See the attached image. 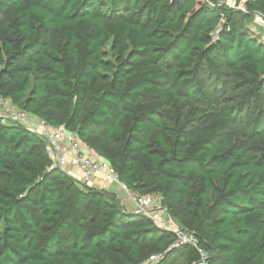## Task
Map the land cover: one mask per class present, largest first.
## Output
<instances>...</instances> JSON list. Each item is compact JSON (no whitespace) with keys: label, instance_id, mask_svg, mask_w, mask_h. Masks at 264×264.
<instances>
[{"label":"trees","instance_id":"obj_1","mask_svg":"<svg viewBox=\"0 0 264 264\" xmlns=\"http://www.w3.org/2000/svg\"><path fill=\"white\" fill-rule=\"evenodd\" d=\"M228 1L0 0V97L65 124L132 191L162 195L210 264H264V39L242 24L264 0ZM234 124L242 146L225 138ZM173 240L54 167L40 133L0 120V264L200 259Z\"/></svg>","mask_w":264,"mask_h":264},{"label":"built area","instance_id":"obj_2","mask_svg":"<svg viewBox=\"0 0 264 264\" xmlns=\"http://www.w3.org/2000/svg\"><path fill=\"white\" fill-rule=\"evenodd\" d=\"M228 4L231 5L230 2ZM0 120L3 123H22L32 131L40 133L46 141V151L54 167H59L67 172L80 185H92L101 189L110 183L119 184L125 194L121 204L127 208L132 205L139 214L148 216L159 226L173 232L174 240L170 245L171 249L194 245L200 254V259L195 264H210L209 253L199 245V237L175 222L163 204L162 195L141 194L132 191L120 180L111 162L105 158L89 155L84 150L83 141L78 134L68 129L65 124L52 125L35 114L18 107L10 98L3 96L0 97ZM99 176L102 177V182L97 181ZM157 258H159L158 255H152L150 260Z\"/></svg>","mask_w":264,"mask_h":264},{"label":"rangeland","instance_id":"obj_3","mask_svg":"<svg viewBox=\"0 0 264 264\" xmlns=\"http://www.w3.org/2000/svg\"><path fill=\"white\" fill-rule=\"evenodd\" d=\"M235 1L236 0H229L228 3L230 2L233 7H236L244 12H247L245 6V0L241 1L240 3H236ZM242 24L244 26H247L251 30L255 31L257 35H259L262 39H264V17L262 14L256 12H250L243 19ZM0 46H1V42H0ZM225 138L229 139L232 144H235L237 146H242L246 143V137L242 132V126L240 124H234L232 132ZM82 146L84 148L89 147L84 142H82ZM109 149L112 148L109 147ZM257 264H259V262H257Z\"/></svg>","mask_w":264,"mask_h":264},{"label":"crops","instance_id":"obj_4","mask_svg":"<svg viewBox=\"0 0 264 264\" xmlns=\"http://www.w3.org/2000/svg\"><path fill=\"white\" fill-rule=\"evenodd\" d=\"M85 143V142H84ZM84 148V147H83ZM84 150L91 156L93 157H99V158H103L102 156H100L98 153H96L93 149L89 148V147H86L84 148ZM97 181L98 182H102V177L99 176L97 178ZM105 189L111 193L114 194V196L120 200V202H123L124 198H125V194H124V191L121 189L120 185L117 184L116 182L114 183H110V184H107L105 185ZM134 207L132 205L129 206V209H133Z\"/></svg>","mask_w":264,"mask_h":264},{"label":"water","instance_id":"obj_5","mask_svg":"<svg viewBox=\"0 0 264 264\" xmlns=\"http://www.w3.org/2000/svg\"><path fill=\"white\" fill-rule=\"evenodd\" d=\"M219 36H220V32H218L216 35H215V39H218L219 38ZM131 211H134V212H137V213H139L136 209H130ZM176 222V221H175Z\"/></svg>","mask_w":264,"mask_h":264}]
</instances>
